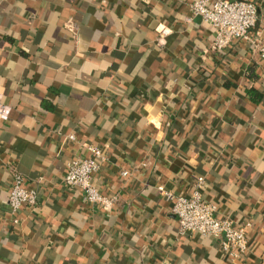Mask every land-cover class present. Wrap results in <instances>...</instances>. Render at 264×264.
I'll list each match as a JSON object with an SVG mask.
<instances>
[{
    "label": "crops",
    "instance_id": "0c3cea01",
    "mask_svg": "<svg viewBox=\"0 0 264 264\" xmlns=\"http://www.w3.org/2000/svg\"><path fill=\"white\" fill-rule=\"evenodd\" d=\"M191 1L0 0V264H264V59L214 51ZM243 1L264 43V0ZM83 145L106 156L110 213L64 184ZM17 173L38 204L13 217ZM199 177L219 217L251 224L240 259L178 235L158 188L188 197Z\"/></svg>",
    "mask_w": 264,
    "mask_h": 264
},
{
    "label": "built area",
    "instance_id": "2783aa9c",
    "mask_svg": "<svg viewBox=\"0 0 264 264\" xmlns=\"http://www.w3.org/2000/svg\"><path fill=\"white\" fill-rule=\"evenodd\" d=\"M189 8L193 17H200L214 31L211 44L214 51L222 52L234 42L246 41L264 59V43L251 36L259 22V10L255 3L243 0H193ZM164 34H161V38ZM7 113L6 107L0 105V118L5 119ZM70 139L75 140L74 136ZM83 147L92 157L78 156L69 161L64 184L68 188L82 191L86 201L93 207L110 213L119 197L104 195L95 183V177L102 171L106 156L99 148L90 145ZM127 175V172L122 173L125 178ZM25 183L21 175L14 174L8 194V206L13 217L20 214L24 207L34 208L38 204L37 192L28 190ZM204 188L205 179L199 177L188 197L177 196L162 186L158 192L173 203L172 212L177 219L179 236L212 237L221 243L222 250L231 260L240 259L249 252L248 230L251 224L238 225L229 217H219L217 206L206 199ZM14 223H18L17 218Z\"/></svg>",
    "mask_w": 264,
    "mask_h": 264
}]
</instances>
